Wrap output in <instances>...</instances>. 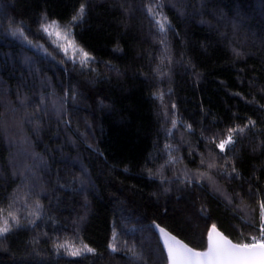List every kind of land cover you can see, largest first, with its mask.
Segmentation results:
<instances>
[{"label":"trees","instance_id":"obj_1","mask_svg":"<svg viewBox=\"0 0 264 264\" xmlns=\"http://www.w3.org/2000/svg\"><path fill=\"white\" fill-rule=\"evenodd\" d=\"M261 203L264 0H0V264H167L154 225L251 243Z\"/></svg>","mask_w":264,"mask_h":264},{"label":"snow or ice","instance_id":"obj_2","mask_svg":"<svg viewBox=\"0 0 264 264\" xmlns=\"http://www.w3.org/2000/svg\"><path fill=\"white\" fill-rule=\"evenodd\" d=\"M151 14V9H149ZM85 12V5L81 4L80 8L77 10L76 15L72 17L73 21L82 19ZM155 24L160 33H165L166 29L170 28V23L166 17L160 16V18H155ZM41 30L49 35L50 37L54 34L59 39H68V34L61 33L58 21H51L48 24L42 23L40 25ZM19 34L24 36L21 29L17 28L13 30V35ZM27 39V37H24ZM30 42V41H29ZM163 42V41H162ZM66 53L69 48L76 50L74 40H69L67 45L58 44ZM82 54V63H85L88 58V53L84 52L83 49H79ZM239 55V53H236ZM230 133L235 131L234 129L229 130ZM243 131V129H239ZM233 142L232 136L229 135L227 139L221 140L216 147L221 151H224L225 146ZM211 167V165H210ZM233 171L235 169L233 168ZM261 209V219L262 226L260 229V239L256 237L252 238L251 243H232L226 237L221 236L217 231L215 225L208 230V246L204 251H197L194 248H190L187 244L176 239L175 236L170 235L165 232L163 228H160V232L163 235L164 245L168 252L169 264H264V203L260 204ZM11 215V214H10ZM3 227H0V233L7 232L9 229L7 227V220H0ZM13 222L18 224L19 221L13 216ZM159 227V226H157ZM57 249L64 248L65 251L71 256H79L83 251L93 252V249L89 248L87 245H82L80 248L70 247L65 244H57ZM112 247V245H109Z\"/></svg>","mask_w":264,"mask_h":264},{"label":"water","instance_id":"obj_3","mask_svg":"<svg viewBox=\"0 0 264 264\" xmlns=\"http://www.w3.org/2000/svg\"><path fill=\"white\" fill-rule=\"evenodd\" d=\"M157 226H159V225H154V231H155V233H156V235L158 236V239H159V242H160V244H161V246H162V248H163V250H164V252H165V255H166V257H167V264H169V260H168V252H167V249L165 248V245H164V239H163V235H162V233L160 232V228H163V227H161V226H159V227H157ZM212 228V227H211ZM164 230H165V232H167V233H169L170 235H173V234H171L168 230H166L165 228H163ZM216 231L221 235V236H223V237H226V236H224V234H222L217 228H216ZM174 236V235H173ZM176 237V236H175ZM227 238V237H226ZM176 239H178L177 237H176ZM228 239V238H227ZM178 240H180V239H178ZM228 240H230V239H228ZM181 241V240H180ZM231 241V240H230ZM183 242V241H182ZM232 242V241H231ZM184 243V242H183ZM233 243V242H232ZM184 244H186V243H184ZM235 244V243H234ZM207 246H208V234H207ZM207 246H206V249H207ZM190 247V246H189ZM191 248V247H190ZM205 249V250H206ZM198 251V250H197ZM204 251V250H203Z\"/></svg>","mask_w":264,"mask_h":264},{"label":"rangeland","instance_id":"obj_4","mask_svg":"<svg viewBox=\"0 0 264 264\" xmlns=\"http://www.w3.org/2000/svg\"><path fill=\"white\" fill-rule=\"evenodd\" d=\"M62 34L66 33L64 31H61ZM54 40V42L58 45V44H64V45H67L68 44V41L70 40L69 39V36H68V39H59L57 38L54 34L51 36ZM70 53L72 54H79V50L76 48V50L72 49V48H69L68 50ZM260 239V238H259Z\"/></svg>","mask_w":264,"mask_h":264}]
</instances>
